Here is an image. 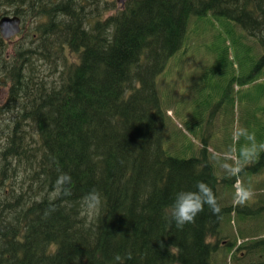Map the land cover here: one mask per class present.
<instances>
[{
	"label": "trees",
	"instance_id": "trees-1",
	"mask_svg": "<svg viewBox=\"0 0 264 264\" xmlns=\"http://www.w3.org/2000/svg\"><path fill=\"white\" fill-rule=\"evenodd\" d=\"M208 13L254 38L264 66V0H60L41 12L37 51L25 47L16 67L0 60V264H211L229 209L205 145L189 158L165 151L156 92L189 19ZM63 51L75 56L64 66ZM197 181L219 212L204 205L177 227L174 195ZM243 249L262 253L264 240L234 260Z\"/></svg>",
	"mask_w": 264,
	"mask_h": 264
},
{
	"label": "rangeland",
	"instance_id": "rangeland-1",
	"mask_svg": "<svg viewBox=\"0 0 264 264\" xmlns=\"http://www.w3.org/2000/svg\"><path fill=\"white\" fill-rule=\"evenodd\" d=\"M116 1L103 3L118 8ZM24 18L26 31L34 34L42 20H36V11ZM11 48L5 53L16 67L22 49ZM62 53L68 58L63 56V66L75 59L71 52ZM262 53L233 21L211 13L191 16L183 44L156 78L165 151L189 158L205 145L219 178L221 205L229 209L219 226L221 241L228 243L221 247L219 240L211 264L264 262V252L250 255L246 250L238 252L236 261L230 259L233 244L264 240V66L257 68ZM54 64L62 62L55 59ZM1 82L0 105L8 92ZM241 187L250 192L243 200Z\"/></svg>",
	"mask_w": 264,
	"mask_h": 264
},
{
	"label": "flooded vegetation",
	"instance_id": "flooded-vegetation-1",
	"mask_svg": "<svg viewBox=\"0 0 264 264\" xmlns=\"http://www.w3.org/2000/svg\"><path fill=\"white\" fill-rule=\"evenodd\" d=\"M60 0H0V19L8 16V17H17L19 19V31L8 38H4L0 33V60L5 66H12L15 60L12 61L10 59V55L6 54L7 48H11L12 51H15L16 48L18 50L22 49V52L18 55L20 57L23 53V49L25 47H32L30 52H33V48L36 49L40 46V39L37 34L38 29L41 25L46 23L47 16L46 14H41L43 11H48L50 8V4L57 3ZM10 9V13H2L5 10ZM33 11H36V20H42L40 23L35 26V33L32 34L31 31H26V27L24 26L25 18L24 16L31 14ZM17 13V15H16ZM32 23V22H29ZM29 33H31L29 35ZM40 64L39 60H31ZM20 63V62H19ZM18 63V64H19Z\"/></svg>",
	"mask_w": 264,
	"mask_h": 264
},
{
	"label": "clouds",
	"instance_id": "clouds-1",
	"mask_svg": "<svg viewBox=\"0 0 264 264\" xmlns=\"http://www.w3.org/2000/svg\"><path fill=\"white\" fill-rule=\"evenodd\" d=\"M61 179L69 181L71 177L65 173L62 175ZM248 195H250L248 189L244 187L239 189L238 197L241 200L245 199ZM204 205H207L213 213L219 212V206L216 203L212 189L204 181H197L195 190H180L175 193L170 205V220L173 221L177 227H181L185 223L193 221L196 214ZM113 260L120 261V255L116 254Z\"/></svg>",
	"mask_w": 264,
	"mask_h": 264
},
{
	"label": "water",
	"instance_id": "water-1",
	"mask_svg": "<svg viewBox=\"0 0 264 264\" xmlns=\"http://www.w3.org/2000/svg\"><path fill=\"white\" fill-rule=\"evenodd\" d=\"M128 0H117L123 5ZM19 31V19L17 17L5 16L0 19V33L4 38L11 37Z\"/></svg>",
	"mask_w": 264,
	"mask_h": 264
}]
</instances>
